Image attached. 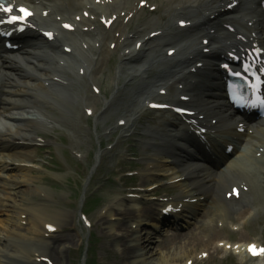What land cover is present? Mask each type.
Listing matches in <instances>:
<instances>
[{"label":"bare ground","instance_id":"bare-ground-1","mask_svg":"<svg viewBox=\"0 0 264 264\" xmlns=\"http://www.w3.org/2000/svg\"><path fill=\"white\" fill-rule=\"evenodd\" d=\"M52 0H37L36 3L38 5L50 3ZM75 1H81V0H75ZM90 4L92 2L88 1ZM203 0H178L175 1L178 5L185 6V7H194L202 5ZM67 3V9H69L66 13L64 9L62 8L59 12H55L54 7H50V11L53 12L52 17H55L57 14L59 15H65L71 17L72 11L75 9L73 6L70 7V3L68 0H66ZM128 3L124 4V10H126ZM96 9H102L100 10L101 13L108 12V10L112 11H118L119 8L116 6V4L113 2V0L109 2H104L96 5ZM215 13L217 16L220 15L221 6L217 5L215 8ZM219 13V14H217ZM228 12L224 11L220 17L223 18V16L227 15ZM202 20L200 22L201 26H204L207 24L208 21H210V18L206 11L201 15L199 18ZM218 20V18H217ZM51 25L49 20H47L44 23V27H47ZM218 26V24L215 25V27ZM212 32L209 31L206 33L209 35ZM79 33V32H78ZM84 38V37H83ZM109 41H114L115 37H108ZM165 43H174L176 42V38L166 36L163 38ZM29 49L25 51V53H22L20 55L5 58L4 60L0 61V73L4 77V80L6 81V86L2 90V97L0 98V122H3L2 129L0 131V135L2 138L7 139L8 142L6 145L0 146V154L4 151H8L6 154L7 158L0 156V193L5 194L9 193L10 197L8 199L11 203L14 204L15 201H23L30 200L31 198H26L24 196L30 195L32 192L31 184L33 182V178L28 177L29 172H26V170L30 171L29 167H25L21 165L18 162H27L31 158L30 152L27 150L30 145H25L24 142L21 140V138H18L17 136H28L29 138L32 137V134L35 130L39 129L37 122L35 121V110L39 109V105L37 104V100L42 98L40 93L46 92L51 88V86L47 89L45 88L46 83L49 82L48 77H50V72L47 70L48 68H51L53 65L57 63V60L54 58L53 55L49 52L47 47H42L38 42L32 41V44L29 45ZM163 45H157L156 47H162ZM81 48V45L78 46ZM106 52V50H105ZM112 53H110L111 55ZM103 54L100 52V56ZM153 55V51H151V57ZM145 62L148 61V56H145L142 58ZM100 61V60H99ZM134 60L133 55H129V60L126 62V65L128 66L129 70L134 69ZM18 63V64H16ZM210 76L213 75L214 70H210ZM159 84L163 85L162 82ZM159 84L153 85V87L148 92L150 96H156L155 88L159 86ZM212 87V83L209 78H205L204 81H202L198 86H193L190 88V90H197V89H208ZM141 89V88H140ZM207 95H210L208 92ZM43 107V105L41 104ZM169 126H173L172 123L167 121ZM153 134L160 138L164 145L160 147V149L163 148L166 153L170 154V156L174 159V163L168 159L164 163V167H171V170H178L180 173H182L184 170H188L190 168V165L188 164L187 160H189V155L187 152L183 151V148H177L175 145H172L171 143L174 140L171 131L170 133H165V130H158V129H152ZM167 130V129H166ZM26 141L28 139H25ZM31 148V147H30ZM178 150V151H177ZM264 155V152L262 153ZM11 155H15L16 158L11 157ZM227 170L230 172L225 174L224 170L223 172L216 174L215 176H218L217 180L209 181L207 180L206 185L209 187V189L212 190L213 194L215 195L214 199H216L217 202L222 203L223 206L228 207L230 206V203L227 201L228 199L222 198V192L226 190L230 185V177L236 176L240 174L233 183L241 184V185H247L250 189H253V192L259 193V185H261L264 182V175L261 173V169H264V159L256 158L252 163L249 165H246L244 163L241 164L240 169L241 171L235 166L233 168L232 165H229L226 167ZM14 171H19L21 173L13 174ZM166 172L167 169H166ZM5 173V174H3ZM206 179V178H204ZM189 182H180L181 186V192L179 196L182 197H188V194L192 193L193 191H186V188H188L187 184ZM252 184V186L250 184ZM28 186V189H24V187ZM8 187H12L11 190L7 191ZM14 187V189H13ZM26 194V195H24ZM245 194V192H244ZM252 194V193H251ZM249 197L250 195H246ZM201 198L200 195H194L189 197V207H191L193 204L197 203L199 199ZM195 200V203H192L191 201ZM13 204H8L9 208H12L10 210V213L8 215L7 220H2L7 223V226L9 227L11 224H19L20 222V216H15L16 213L15 207ZM19 205L21 206L20 202ZM42 205V204H41ZM117 205V209H120ZM26 207V204H25ZM134 207H137L136 205ZM132 207L129 211H122L120 214L125 215L124 218H126L127 214L128 216L133 215L137 218H140L139 220H136L137 223V231L138 235L136 236V239H133L132 242H135L132 244V248L127 246V241H124V245L122 244L123 240H128L131 235L128 234V232H125V234L118 235V238L121 240L120 243V249L123 259L128 260L130 256L134 253H138L139 251L141 253H138L139 255L134 259L131 258L132 262H137L138 264H187L190 257L197 252L200 248H202V251L206 248H218L214 245V242L216 239H219L221 237L220 233L223 231L222 229L218 228V226L214 223L218 220H223V218L220 216L218 217V211L220 208L218 207V203L215 204V201L213 200L212 203L208 206L205 213L201 214L200 216H196V212L194 210L187 211L188 215L187 217L189 219H194V226L191 227L187 232L185 233H179L175 236L170 238H164L162 240L165 249L154 252L155 250L152 249L154 241L157 239V235L155 232L150 231H144L145 228L143 226L145 224L156 226L157 223L153 219L152 209L150 206L143 207L141 209H135ZM26 212H33L36 213L39 212L42 216V218L45 219H53L56 220L53 216H55V213H53L52 210L48 208H41V207H26L24 208ZM117 209H110L106 212L107 218H109V221L111 223L106 226L107 229L112 230L113 228L117 227V223L113 224V216L117 214L114 213ZM9 210V209H8ZM13 210V211H12ZM127 210V209H123ZM16 218L14 220L13 218ZM44 216V217H43ZM143 217H148L150 220L147 222L143 220ZM30 220V219H29ZM119 220V219H116ZM154 220V221H153ZM225 220V218H224ZM52 221V220H51ZM124 222V220H122ZM29 226L26 228L28 231L34 230L35 232L39 230L40 223L36 222L35 220H30ZM213 225V226H212ZM119 228L121 230H126V225L121 223L119 225ZM3 230V229H2ZM5 230V228H4ZM47 231V230H46ZM118 232V231H115ZM114 232V234H115ZM246 231L243 232L245 234ZM3 234V233H0ZM9 237V236H7ZM207 237L208 241L204 242L203 238ZM116 239L118 241L119 239ZM57 237L54 238V241H52V244L46 245L43 247L46 251V255L48 257H52L53 260L56 262L55 264H61L62 261V255L66 253V251L63 253V242H58ZM66 240L70 243L72 242L73 237H66ZM43 242H46V240H41ZM57 241V246L55 245V242ZM213 242V243H212ZM211 243V244H210ZM173 249V253L169 252ZM241 252V250H240ZM11 256H15L13 254H10ZM15 259L18 260V256H15ZM169 261V262H167ZM165 262V263H164ZM24 263V262H22ZM197 263V258L193 261L192 264ZM45 264V263H41Z\"/></svg>","mask_w":264,"mask_h":264},{"label":"rangeland","instance_id":"rangeland-1","mask_svg":"<svg viewBox=\"0 0 264 264\" xmlns=\"http://www.w3.org/2000/svg\"><path fill=\"white\" fill-rule=\"evenodd\" d=\"M116 108L112 109L111 112H109V114L106 116V120H108L107 122L110 124L111 122H113L116 118L115 114L117 111H115ZM82 145H89V139H84L82 141ZM116 156H114V152L110 153L108 155V158L106 161H111V160H115ZM103 167V165H102ZM110 172L108 171V166H105V174H109ZM62 176V178H65L66 181H68L69 185L68 187H58V186H53L51 185V183L49 181H45V178L41 175L38 176V179L36 176H34V179L37 181L35 182V185L38 186H44V187H49L51 188V190H53L57 197L59 198H63L66 200L65 197L67 196H71L74 195L76 196L78 191H76L75 189V183L79 182V176L78 175H70L69 173H66L65 176H63V173L60 174ZM70 182L74 183V188L70 187ZM92 188V187H91ZM34 189V188H33ZM96 190V189H95ZM118 191H121L118 187H116L115 185H113L111 182H104L103 185L101 186L100 190L98 192H94L95 193V197L96 200H98V202L95 204V208L96 211L103 206L104 204H107V202L112 199L114 197V195H116L118 193ZM74 193V194H72ZM28 195H26L27 197ZM33 197H35V195H31ZM30 195L27 198L31 197ZM33 197H31V199H33ZM36 200V199H33ZM31 200V201H33ZM30 201H28L26 207H31V205H29ZM66 205H63V207H58V209L63 210V213H67L68 214V218L70 219V214L72 212V209H68L65 207ZM19 211V210H18ZM57 211V210H56ZM69 212V213H68ZM61 213H59L60 215ZM6 214H3L2 216H0V222H2V220H4V218H6ZM67 222V220H66ZM71 222V221H70ZM69 222V223H70ZM2 228V224H0V229ZM92 234L94 236V249H95V253L93 256V261L91 264H123L122 259L117 256L114 252V249L116 247V244L113 242H111L110 240H108V237L105 234L104 229L101 227V224L99 225L98 222L96 223L95 227L91 230ZM251 235H255L258 236L260 234V230L257 228H253L251 230H249ZM71 236L73 237L75 240L73 242H71V250H66V253L63 254V259L62 262L63 264H79L81 262V248L82 246L85 244L88 234L87 233H82V235H75L72 232H66L63 234V236ZM90 235V236H91ZM7 238V237H5ZM2 238V240L0 241V251L2 252V258L1 261L3 262V264H18L17 262H15V260L8 258L9 256L6 255L7 252H11V253H15L16 251L14 250V246H16V244L13 243V239L9 237L8 239ZM17 243H21L25 248H28L30 246H33L35 244V242L31 239V235H29V233H27L24 237V239H17L15 240ZM69 243V242H66ZM156 244L154 245L155 251H160L162 250V248H164V245L159 244L157 241L155 242ZM12 245V246H11ZM67 249V248H64ZM76 249H78L76 251ZM27 264V263H25Z\"/></svg>","mask_w":264,"mask_h":264},{"label":"snow or ice","instance_id":"snow-or-ice-1","mask_svg":"<svg viewBox=\"0 0 264 264\" xmlns=\"http://www.w3.org/2000/svg\"><path fill=\"white\" fill-rule=\"evenodd\" d=\"M0 11L9 14L8 15V19L7 21H0V22H7V23H16L18 21H23L27 16L31 15V13L23 8L20 7L18 8V12L20 13V15H14L13 13V6L12 5H5V3L3 2V0H0ZM227 67V66H225ZM255 246H250V250H254ZM260 251H264V249H261Z\"/></svg>","mask_w":264,"mask_h":264}]
</instances>
